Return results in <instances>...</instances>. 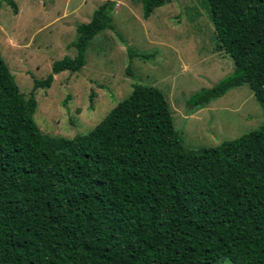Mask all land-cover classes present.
Returning <instances> with one entry per match:
<instances>
[{
	"label": "trees",
	"instance_id": "trees-1",
	"mask_svg": "<svg viewBox=\"0 0 264 264\" xmlns=\"http://www.w3.org/2000/svg\"><path fill=\"white\" fill-rule=\"evenodd\" d=\"M117 1L77 25L76 55L55 60L28 95L0 53V264H264V124L188 148L165 93L142 83L86 133L54 136L36 122V90L82 71L93 38L116 30ZM169 1L141 0L143 17ZM205 2L234 70L188 104L248 84L264 112V0Z\"/></svg>",
	"mask_w": 264,
	"mask_h": 264
},
{
	"label": "rangeland",
	"instance_id": "rangeland-1",
	"mask_svg": "<svg viewBox=\"0 0 264 264\" xmlns=\"http://www.w3.org/2000/svg\"><path fill=\"white\" fill-rule=\"evenodd\" d=\"M2 1L0 53L28 95L34 78H45L55 60L76 55L70 43L77 25L88 22L105 0H14L17 13ZM113 23L115 31L106 29L90 42L82 71L60 72L50 88L36 90L34 118L43 133L72 138L88 132L130 94L134 83L165 93L188 148L217 146L264 124V112L248 84L201 108L187 102L234 70L232 57L216 49L205 0H170L148 19L141 0H119ZM129 46L151 56L130 60Z\"/></svg>",
	"mask_w": 264,
	"mask_h": 264
}]
</instances>
